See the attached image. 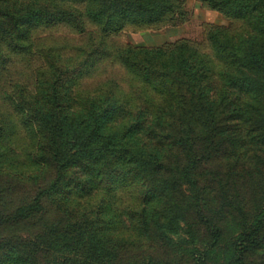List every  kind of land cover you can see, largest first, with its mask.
Instances as JSON below:
<instances>
[{"label": "trees", "instance_id": "1", "mask_svg": "<svg viewBox=\"0 0 264 264\" xmlns=\"http://www.w3.org/2000/svg\"><path fill=\"white\" fill-rule=\"evenodd\" d=\"M202 2L248 22L244 36L225 29L209 33L214 60L183 42L172 50L121 48L115 60L127 73L126 87L108 80L73 99L67 83L82 76L88 63L112 56L100 43L77 67L47 53L35 92L16 88L14 111L34 127L42 160L58 171L30 203L0 215V227L48 213L44 202L61 193L68 165L83 173L73 189L101 186L111 194L118 188L130 201L115 219L99 207L92 217L77 213L74 221L52 223L32 239H1L0 264H156L134 260L128 252L133 244L113 236L112 227L126 218L131 229L167 244L171 232L187 233L182 222L195 210L215 245L222 232L217 218L243 215L240 203L235 210L225 203L211 218L204 209L214 204L207 199L212 192L218 200L232 198L230 183L241 170L264 168V13L258 15L264 0ZM173 11L172 0H0V68L10 58L4 49L26 54L36 30L63 25L81 35L93 25L106 37L131 24L160 23ZM262 230L259 225L243 232L232 264H253L244 254L264 248Z\"/></svg>", "mask_w": 264, "mask_h": 264}, {"label": "rangeland", "instance_id": "2", "mask_svg": "<svg viewBox=\"0 0 264 264\" xmlns=\"http://www.w3.org/2000/svg\"><path fill=\"white\" fill-rule=\"evenodd\" d=\"M172 2L174 11L160 23L131 24L106 37H101L100 29L93 25H89L87 32L81 35L58 25L34 31L30 38L31 48L26 54L4 49L10 58L6 68H0V127L4 129L0 132V215H9L19 206L30 203L39 187L48 186L57 177L56 166L41 158L42 146H39L34 127L25 124L22 116L14 111L10 100L18 87L29 93L35 92L37 75L46 67L44 57L47 53H51L61 65L69 67H77L83 62L87 50H99L100 43H103L106 53H111L112 56L106 61L88 63L82 76L77 75L67 83V93L75 99L79 94L91 95L99 84H105L108 80L116 81L119 87H126L127 73L115 60L121 48L172 50L183 42L214 60L215 52L208 39L209 33L216 29H225L234 37L247 33L246 19L225 17L202 0ZM260 13H264V10L258 15ZM87 71L90 73L87 74ZM248 173H253V177ZM62 174L64 184L61 193L48 197L44 202L48 213L23 221L20 225L1 226L0 240L9 237L35 238L44 234L52 223L66 225L74 221L77 213L92 217L91 213L99 207L104 210L107 219H115L116 214L130 201L128 195L118 188L111 194L102 191L101 186L92 185L80 191L73 189L74 181L83 178L82 171L73 165L65 166ZM187 188L183 186L181 189ZM230 189L232 198L228 200H223L222 196L218 200L214 192L207 197L214 204L207 205L209 210L204 209L206 217L211 218V211L218 212L228 202L232 205L229 210H235L233 208L239 203L243 209V215L235 211L222 213L217 218L222 232L220 241L215 245H212L206 225L195 210L187 211L182 222L187 233L171 232L167 244L131 229L126 218H123L124 225L117 227L118 223L110 232L113 236L120 235L125 243L133 244L128 252L138 263L232 264L236 244L243 232L260 225L263 227L261 236H264V168L241 170V177L230 183ZM189 225L196 233L194 237L189 234ZM244 256L253 264H264V248L246 252Z\"/></svg>", "mask_w": 264, "mask_h": 264}]
</instances>
